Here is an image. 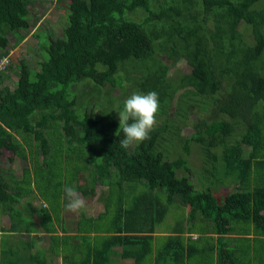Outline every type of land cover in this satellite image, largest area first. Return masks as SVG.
Here are the masks:
<instances>
[{
	"label": "trees",
	"instance_id": "16d2710c",
	"mask_svg": "<svg viewBox=\"0 0 264 264\" xmlns=\"http://www.w3.org/2000/svg\"><path fill=\"white\" fill-rule=\"evenodd\" d=\"M59 1L68 18L62 37L45 33L39 43L34 32L37 65L10 61L0 72V236L10 221V237L0 240L23 244L0 251V264H110L119 253L135 264H264V0ZM35 3L0 0V62L10 56L9 36L15 47L36 25ZM182 61L187 72L177 68ZM127 82L157 92L160 113L151 139L124 149L122 130L111 137L113 123L109 132L100 127L102 107L80 95L92 88L122 98ZM110 105L118 109L119 100ZM189 126L194 132L183 136ZM193 148L204 163L198 183ZM235 169L237 190L221 195ZM99 181L121 194L105 203L114 218L101 226L83 215L61 245L65 185L87 198ZM173 205L188 214L172 231L163 227L171 233H157ZM45 237L50 261L44 248L28 252Z\"/></svg>",
	"mask_w": 264,
	"mask_h": 264
},
{
	"label": "rangeland",
	"instance_id": "374dc122",
	"mask_svg": "<svg viewBox=\"0 0 264 264\" xmlns=\"http://www.w3.org/2000/svg\"><path fill=\"white\" fill-rule=\"evenodd\" d=\"M37 2L35 3V8L37 9L38 14H40V16H44L45 11L41 8V7H45L46 12L51 10L52 14L49 15L48 18H50V20L48 21H43V23L40 25V28H34L33 30H31L28 34H26V38L24 39V41H22L19 45H15V38L13 36H9L10 38V42L12 43V48L10 51V61L14 64H17L18 62H20L22 59H25L27 62H29L31 65L36 66L37 62H38V57L40 56L39 54H37L39 52V47L37 45L38 39L36 37H34V33L32 34V32H40L39 33V43L44 39V35L45 33H49V34H54L56 33L55 36L58 37H62V31L63 28L65 27L66 23H67V14H63L64 12V8L66 5L64 4V2H60L59 0H36ZM69 1V0H67ZM39 2V3H38ZM41 7H40V6ZM57 7H62L63 10H59V8ZM60 8V9H62ZM49 30V31H46ZM129 66H131L129 63L127 64ZM136 65V63H135ZM177 68H181L184 72H187L188 70V66L186 64V62L182 61L180 63V66H177ZM175 70V69H174ZM173 70V71H174ZM7 76L12 78V82L11 84L14 82H16L18 80V77L16 75H14L12 73V71H8ZM127 73L120 71L118 78L120 79V77H126ZM122 89L124 90V94L122 98L127 99L130 95H132L133 93H140V90L138 91V88L135 84L133 83H129L127 82L126 84H123ZM119 93V92H118ZM117 94V93H116ZM115 93H113L111 96L104 94L101 90H93L92 88H90L89 92L86 95H80V99L82 100L81 102L87 103L90 102L91 104H95V106L98 107H102L101 111L103 113V115L105 117H103V119L105 120L104 123H102V126L100 125V127L106 129L109 132V124H112V129L110 131V136L114 137L116 135L117 130L119 129V121L117 123L118 127H114V119L116 118V116H119L118 111L122 110V106L120 104V102H124V100H122L121 97V92L120 94L116 95ZM111 100H119V108L115 109V105L111 106L110 105V101ZM80 102V103H81ZM51 110H53V108H51ZM194 132V130L192 129V126H189L187 128H184L182 135L183 136H190L191 133ZM168 138V137H167ZM169 140V138H168ZM170 142V141H169ZM165 146L169 147V144H165ZM174 148V146H170V149ZM174 151V150H173ZM175 153V152H174ZM176 155H179V153H175ZM174 155V157L176 156ZM13 154L12 152L9 151H4V155L2 156V160L4 161V164L6 166L11 165L9 158L12 157ZM226 157H239L242 156L241 153L239 152H235V151H227L225 154ZM189 166H193L195 167L196 172L194 173L195 175L193 176V182H197L198 181V175L200 174V176L202 175V171H200V169L202 168V165L204 164L202 161L201 156L197 153V149L193 148V150L191 151V155L189 156ZM16 174H21L22 169L20 168V166H16ZM242 176V170L241 169H235L234 171L228 173L227 175V184L225 186H220L218 188V192L221 195H225L228 192H234L237 190V185L238 182L240 180ZM202 178H205L204 176H202ZM192 180V179H191ZM83 183H87V179L86 177H83ZM198 183V182H197ZM208 184H211V186H213L214 182H209ZM128 187L132 188L131 189V193H135L133 190V186L129 185ZM91 188V187H90ZM137 192H140L143 188L141 186L137 187ZM90 190V189H89ZM108 189L104 186L101 185L100 181L98 183V186L94 189V190H90L89 192H91L90 196L84 199L87 201V207L85 209H82L80 212L78 213H71L69 211H67L66 208H64V211L62 212V219L64 221H62V224L64 225V227L67 228V233L64 232L63 227L61 225H59L58 223H56V226L58 228V233L57 235L60 236L61 238H63V236H65L66 234H70V235H76L77 232V218H81L82 214H87V218H96L95 220L98 222V225L101 226H107L108 223L106 222L107 220H110L111 218H114V211L111 208V210H109V212H107L108 210L105 209V203H109V202H113L112 204H115L118 200V197L121 195L118 189H114L112 191V193H107ZM102 195L103 196V200H102ZM108 196V198H107ZM111 197V198H110ZM133 194H128L126 196V200L127 202H131L133 199ZM36 198V196L32 197V200H34ZM22 202V201H21ZM20 202V203H21ZM68 203V202H67ZM39 202H37L35 205H37V207L39 208ZM17 205V204H16ZM36 206H34V209L36 212L39 213V210ZM1 208V207H0ZM21 213H22V207H17ZM115 209V208H114ZM28 210V209H27ZM188 214V210L185 208H178V205H173L170 209L169 215L165 221V223L162 225V227L157 229V233H164L165 231H163V227L165 225H167V227H171L174 223L175 225L178 224L179 222H182L183 217L186 216ZM103 215V216H102ZM7 220H9V218L6 217ZM35 220L39 223L40 218L36 217ZM109 222V221H108ZM2 224L6 227V229H1L4 230L2 233V236L7 234L9 235V227H10V221L5 222V220H2ZM173 225V227L175 226ZM173 227H171L169 230L172 231ZM170 231H168L166 229L165 233H171ZM2 236H0V239L3 238ZM197 235H195L196 237ZM254 235H251V237H253ZM8 237V236H7ZM10 237V235H9ZM60 238V239H61ZM14 237H11V239L8 240V243L5 241L0 240V251L4 250L7 253L12 252L14 246H18L19 248L22 247V242H19L16 244L12 245ZM29 239V238H28ZM75 241V240H73ZM64 242V238L61 240L60 244L62 245V243ZM35 248L32 247V249H28V252L30 254H33L35 252H37L35 249L36 248H44V257H46L48 259V261H50L51 258H54L56 255H51V249H50V241H49V237H45L44 240H39L37 243H35ZM67 253V252H65ZM37 254H41V251H38ZM68 254V253H67ZM207 256L211 257L212 254L207 253ZM11 259H14L13 256H11ZM42 259V258H41ZM59 264H62V262H58ZM110 264H135L133 259H125L122 257V255L116 254L112 256V261ZM203 264H211L210 261L205 260Z\"/></svg>",
	"mask_w": 264,
	"mask_h": 264
},
{
	"label": "clouds",
	"instance_id": "9594fccd",
	"mask_svg": "<svg viewBox=\"0 0 264 264\" xmlns=\"http://www.w3.org/2000/svg\"><path fill=\"white\" fill-rule=\"evenodd\" d=\"M35 6L30 7V13L36 21L34 28H40L43 21L50 20L48 17L52 14V11L49 10L46 12L45 7L39 5L45 11L44 16L41 17ZM8 57L10 59V56ZM159 113V95L155 91L148 92L147 94L139 92L133 93L125 99L122 110L118 111L119 129L116 135L119 136L121 130L124 134L123 139L119 142L120 146L128 149L132 145H138L150 140V133L155 130L158 124L157 117ZM63 191L68 200L66 204L67 211L78 213L87 207V201L75 187L65 185Z\"/></svg>",
	"mask_w": 264,
	"mask_h": 264
},
{
	"label": "built area",
	"instance_id": "2783aa9c",
	"mask_svg": "<svg viewBox=\"0 0 264 264\" xmlns=\"http://www.w3.org/2000/svg\"><path fill=\"white\" fill-rule=\"evenodd\" d=\"M9 63H10L9 57L3 58L0 62V72L5 71Z\"/></svg>",
	"mask_w": 264,
	"mask_h": 264
},
{
	"label": "crops",
	"instance_id": "0c3cea01",
	"mask_svg": "<svg viewBox=\"0 0 264 264\" xmlns=\"http://www.w3.org/2000/svg\"><path fill=\"white\" fill-rule=\"evenodd\" d=\"M83 215H85L86 217H87V214H82V217L80 218V219H82L83 218ZM92 218V217H91ZM79 218H77V222L80 220ZM76 225H77V223H76ZM77 228V227H76ZM94 236V235H93ZM197 237V236H196ZM196 237H194V238H196ZM81 241V240H80ZM80 241H73L74 243H77V244H81L80 243ZM82 242V241H81ZM52 255V254H51ZM63 261H64V259L63 258H61V257H58V258H55V260H54V264H59L58 262H62V264H63Z\"/></svg>",
	"mask_w": 264,
	"mask_h": 264
}]
</instances>
